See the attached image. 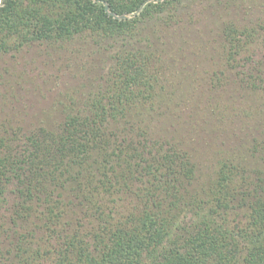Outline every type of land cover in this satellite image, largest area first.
I'll list each match as a JSON object with an SVG mask.
<instances>
[{
    "label": "trees",
    "instance_id": "obj_1",
    "mask_svg": "<svg viewBox=\"0 0 264 264\" xmlns=\"http://www.w3.org/2000/svg\"><path fill=\"white\" fill-rule=\"evenodd\" d=\"M193 34L226 56L215 87L264 89V0H0V57L64 51L79 88L53 123L0 121V264H264V169L199 186L140 116Z\"/></svg>",
    "mask_w": 264,
    "mask_h": 264
},
{
    "label": "rangeland",
    "instance_id": "obj_2",
    "mask_svg": "<svg viewBox=\"0 0 264 264\" xmlns=\"http://www.w3.org/2000/svg\"><path fill=\"white\" fill-rule=\"evenodd\" d=\"M218 23L199 24L194 33H205V27L211 33ZM193 37L181 58L168 59L169 81L157 104L140 111L150 136L191 153L199 186L213 180L224 161L264 169V89L236 82L215 87L213 73L229 70L226 56L215 52L220 47L202 51L200 34ZM62 52L36 44L0 57V121L11 118L26 126L53 123L62 116L63 103L79 89L73 80L58 76Z\"/></svg>",
    "mask_w": 264,
    "mask_h": 264
}]
</instances>
